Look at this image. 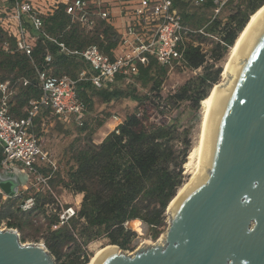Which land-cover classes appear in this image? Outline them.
Returning <instances> with one entry per match:
<instances>
[{"label":"trees","instance_id":"trees-1","mask_svg":"<svg viewBox=\"0 0 264 264\" xmlns=\"http://www.w3.org/2000/svg\"><path fill=\"white\" fill-rule=\"evenodd\" d=\"M242 1L244 7L239 8L224 25L214 22L212 26L204 28L208 21L203 17L182 11L184 25L195 30L204 28L203 33L206 35L217 33V38L223 42V44L219 41L214 43L211 49L213 62L220 60L229 52L248 23L249 17L264 3V0ZM173 2L174 6L178 5L181 9L185 5L184 0H173ZM204 6L212 8V3L207 0ZM42 20L43 27L41 30H36L26 18H22L23 26L36 39L30 56L17 51L14 39L8 38L6 33L0 31V39L9 44V52L0 57V72L14 73V79L28 80V85L20 84L16 94L10 99V114L13 118L24 117L25 112L22 109L29 101L40 97L37 70L50 67L55 76L76 79L80 70L85 68L80 59L62 53L59 46L50 39L63 43L69 50H83L90 45H96L100 51L109 56L110 51L117 44L118 35L112 26L98 19L94 31L87 33L79 24L71 21L64 12L62 4L52 13L42 16ZM206 35L200 33L192 35V41L185 55L191 69L204 68V73L199 78L203 89L195 98L197 105H200L212 87L219 82L223 71L222 67H216L214 63L204 67L206 53L203 42L207 40ZM47 54L51 57V62L48 64L45 62ZM154 65H157L156 62L151 60L147 67H141L139 79L152 80L154 77L151 76V69ZM158 67L161 72L165 69ZM1 81H4V78H0ZM156 85L154 89L158 88V84ZM77 89V96L84 102L89 100L87 95L89 89L106 99L114 94L98 89L88 81L79 82ZM189 90L188 86L182 87L173 99L176 101L187 99ZM49 116V111L42 109L35 119V130ZM74 127L81 131L85 130L84 123L81 127ZM173 131L170 126L151 121L147 112L142 115L132 114L99 144H94L90 137H87L82 146L73 150L72 158L75 165L68 172V181L64 183V187L73 193L83 194L78 219L72 223H78L80 219L84 220L81 232L83 235L87 232V237L90 238L93 236V229H101L113 245L124 250L134 236L133 232L126 229V223L132 221L144 223L153 231V239L165 229V212L183 185L182 165L186 163L189 154V151L185 150L180 162H177L171 145ZM186 145L188 146L189 142ZM51 184L53 185V181ZM41 197L36 196V208L28 212L29 215L42 208L39 205ZM12 200L7 198L8 202ZM54 220V218L49 219L47 224L51 240L46 244V248L59 259L63 248L74 242L75 237L66 228L50 232L49 226ZM26 223V221L9 223V227L22 228ZM77 249L82 252L79 245ZM79 258L80 256L68 257L61 264L88 262L85 257L83 260Z\"/></svg>","mask_w":264,"mask_h":264},{"label":"water","instance_id":"water-1","mask_svg":"<svg viewBox=\"0 0 264 264\" xmlns=\"http://www.w3.org/2000/svg\"><path fill=\"white\" fill-rule=\"evenodd\" d=\"M24 180L0 168L8 198ZM166 213L162 240L133 254L116 248L96 264H264V11L232 64L229 84L215 90L203 170ZM0 264L55 263L43 244L0 229Z\"/></svg>","mask_w":264,"mask_h":264},{"label":"built area","instance_id":"built-area-1","mask_svg":"<svg viewBox=\"0 0 264 264\" xmlns=\"http://www.w3.org/2000/svg\"><path fill=\"white\" fill-rule=\"evenodd\" d=\"M37 1L39 0H13L11 11L5 13V18H0V31L6 33L8 38L14 39L17 51L26 56L31 55L36 39L25 29L22 18H26L36 30H41L42 16L52 13L60 4L64 5V12L71 21L79 24L85 32H93L96 20L100 19L114 28L118 40L109 56L96 45H90L83 50H69L63 43L50 39L59 46L62 53L80 59L85 68L80 70L76 79L55 76L50 67L37 70L41 94L38 99L29 101L24 117H12L10 99L16 94V85L26 86L28 80L0 82V168L25 177V182L19 188L16 197L34 189V194L26 196L19 205V209L24 213L35 210L36 196L39 193L44 190L52 192L50 181L56 171V164L43 150L41 140L35 134V119L42 109L48 110L52 118L66 127L73 125L81 127L84 123L86 105L77 96L79 82L88 81L98 89L107 88L118 79L137 77L140 68L147 67L151 60L165 69L178 68L184 72H195L200 68L191 69L185 55L192 35L198 33L206 35L201 30L193 31L183 24L181 16L175 10L173 0H58L55 1L57 6L48 12H41L35 5ZM187 1L196 6H203L207 2ZM209 1L216 16L229 0ZM214 39L223 44L217 37ZM8 52L9 44L0 39V57ZM45 62L46 64L51 62L49 54L46 55ZM117 120L120 123V120ZM43 167L49 171L48 175L41 172ZM41 185L42 190L39 189ZM51 194L53 204L48 215L55 219L50 225L51 231H58L61 228L70 230L73 221L78 219L80 202L64 207L60 200ZM75 194L77 197V193ZM0 195L4 200L8 198L1 190ZM80 220L84 222L83 219Z\"/></svg>","mask_w":264,"mask_h":264},{"label":"rangeland","instance_id":"rangeland-1","mask_svg":"<svg viewBox=\"0 0 264 264\" xmlns=\"http://www.w3.org/2000/svg\"><path fill=\"white\" fill-rule=\"evenodd\" d=\"M55 1L58 0H39L35 5L40 8L41 12H48L57 6ZM184 3L185 5L182 9L178 5L175 6L177 13L182 19V11L194 14L196 17H203L205 21H208L204 28L212 26L214 22H219L221 25L227 24L230 17L235 15L239 8L244 7L242 0H229L225 8L215 16L212 8H206L204 5L196 6L190 4L187 0H184ZM12 6V0H0L1 19L5 18V13L11 11ZM187 27L193 31L205 30L204 28L195 30L189 26ZM210 36L212 37L206 35L207 40L203 42L204 53H206L204 67H209L213 63L216 67H222L223 71L218 82L222 84L228 80L227 77L224 78L223 76L224 66L234 45L220 60L213 62L211 49L216 42L214 38L217 37V33H212ZM159 69L157 65L152 67L151 76L154 78L149 81L139 79V76L127 80H116L115 83L109 85L107 88H103V90L114 92L112 96H109V99L103 98L89 89L87 92L89 100L84 102L86 105L84 131L74 126H62L56 119L50 116L45 118L35 130V134L41 140L43 150L49 154L50 159L56 164V171L52 175L51 180L53 181V185L50 181V188L51 193L60 200L64 207L69 206L71 203L79 202V199L75 197L76 194H73V198L70 199L69 194L72 192L64 187V183L68 181V172L75 165L72 158L73 150L76 147L82 146L87 137H90L94 144H99L129 115H142L144 112H147L151 121L172 127L174 131L171 145L177 157V162H180L182 153L185 150L190 152V149L197 144L203 122V107L201 102L200 105L195 103V98L203 89L200 86L199 78L203 75L204 68L195 72H184L178 68L172 70L164 69L161 72ZM0 78H4V81L11 83L19 79H14V73H5V71L0 72ZM156 84H158V88L154 89L157 86ZM184 86L190 88L188 98L183 101L173 99L174 95ZM17 89L18 85H16V92ZM27 107L28 105L22 110L25 111ZM117 119L120 120V123ZM187 142H189L188 146L186 145ZM182 168L184 184L189 180L190 172L185 170L184 165H182ZM41 172H45L44 175L49 174V171L44 169V167ZM39 189L42 190L43 185L39 186ZM51 193L45 190L39 193L38 196H42L41 200H39V205L42 208L30 215L22 212L19 209V205L26 196L34 194V189L24 192L16 198H12L13 200L9 202L7 199L4 200L3 196L0 195V229H14L18 232L23 243L43 244L46 247V244L51 240L47 230L48 221L51 219L49 216H52L48 215L53 204V195ZM80 195L82 197H80L79 209L83 198V194ZM45 206L49 207L45 208ZM166 212L165 229L158 234L156 239L152 238L153 231L144 223L138 221L126 223V229L133 232L134 236L131 238L127 249L124 250L117 245H113L101 229H93V236L88 238L87 232L84 235L81 233L84 227L81 220L78 223L71 224L68 231L77 238L75 237L74 242L63 248L59 259L51 254L54 263L61 264L68 257L74 258L80 256V260H83L81 259L82 257L87 258L88 262L86 264H89L94 254L107 246H116L120 252L133 254L144 244L153 245L161 240L163 233L168 227L169 216ZM22 221L27 222L22 228L9 227V223L17 224ZM49 230L51 232L50 226ZM78 245L82 248V252L78 251Z\"/></svg>","mask_w":264,"mask_h":264},{"label":"bare ground","instance_id":"bare-ground-1","mask_svg":"<svg viewBox=\"0 0 264 264\" xmlns=\"http://www.w3.org/2000/svg\"><path fill=\"white\" fill-rule=\"evenodd\" d=\"M263 11H264V5L250 16L249 21L246 24L245 28L239 34L238 38L234 42L235 44L233 46V49L229 55L227 62L225 63V66H224L223 76H224V78L227 77L228 80L222 84H217L216 86H214V88L210 91L209 95L201 101V105L203 107V122H202V127H201L200 132H199L198 142L192 149H190L186 163L184 164L185 170L190 172V178L186 183H184L179 188L176 196L174 197V199H172L171 203L168 205L167 210L169 213H173V210H174L178 200L185 195L186 191L193 184L196 173L201 172L203 170V159L205 157L207 126H208L210 109L214 105L215 90L218 89L220 86L229 84V82H230V70H231L232 64H233L234 60L236 59L243 42L245 41L246 37L248 36V34L250 32V29L252 27L254 20L257 19ZM115 250H116V246H107V247L97 251L94 254V256L91 258L89 264H96V260H97V258H99V256L105 254V252H111V251H115Z\"/></svg>","mask_w":264,"mask_h":264},{"label":"crops","instance_id":"crops-1","mask_svg":"<svg viewBox=\"0 0 264 264\" xmlns=\"http://www.w3.org/2000/svg\"><path fill=\"white\" fill-rule=\"evenodd\" d=\"M74 194H75V193H74ZM73 196H74L73 193H72V194H69L70 199H72ZM75 197H76V196H75ZM80 197H82V196H81L80 194H77V197H76V198L79 199V202L81 201V200H80Z\"/></svg>","mask_w":264,"mask_h":264}]
</instances>
